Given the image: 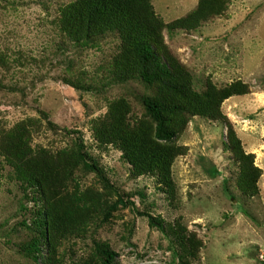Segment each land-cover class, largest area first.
<instances>
[{
  "label": "rangeland",
  "instance_id": "1",
  "mask_svg": "<svg viewBox=\"0 0 264 264\" xmlns=\"http://www.w3.org/2000/svg\"><path fill=\"white\" fill-rule=\"evenodd\" d=\"M75 1L0 0V264H41L48 255L43 250L34 262L26 251L41 233L32 228L47 203L17 179L16 161L3 150L12 142L19 144L17 159L63 162L81 151L106 176L104 182L80 159L68 163L55 201L68 226L56 264H102L101 245L116 254L112 264H264V0H225L223 14L194 31H163L198 91L207 80L217 89L235 82L248 87L246 95L223 102L221 121L194 117L173 140L185 148L171 166L173 201L154 177H134L121 151L95 136L113 102L126 105L131 124L144 120L140 97L147 91L107 79L120 50L115 34L75 44L63 33L61 10ZM149 3L168 24L192 13L199 0ZM229 130L261 172L252 198L237 186ZM118 194L133 205L103 223Z\"/></svg>",
  "mask_w": 264,
  "mask_h": 264
},
{
  "label": "trees",
  "instance_id": "2",
  "mask_svg": "<svg viewBox=\"0 0 264 264\" xmlns=\"http://www.w3.org/2000/svg\"><path fill=\"white\" fill-rule=\"evenodd\" d=\"M226 8L225 0H199L197 8L171 23L165 24L154 13L149 0H77L61 10L60 28L68 39L80 44L84 41L115 34L120 41V50L113 59L108 76L110 84L137 82L147 91L141 95L144 120L131 122L127 119V107L122 102H113L95 136L100 145H114L122 153L134 177L152 176L161 190L173 201L175 186L171 179V166L185 148L176 146L173 140L181 134L190 120L200 117L221 121L220 111L224 101L248 93V87L235 82L217 89L210 81L198 91L193 74L184 67L167 48L163 31H194L202 23L220 16ZM74 87H76L75 84ZM90 89V88H88ZM226 147L238 166L237 186L244 197L259 194L258 180L261 172L254 166L253 155L243 152L239 140L229 130ZM9 145V144H7ZM3 148L9 160H15V175L23 187L39 190L46 200L47 210L33 223L32 230L39 236L27 245L26 251L32 261L41 260L43 250L48 251L41 264H56V245L59 236L66 233L68 226L55 210V201L64 188L68 163L80 159L84 168L95 172L107 182L103 170L88 162L87 154L81 151L55 161L33 159L14 155L19 144ZM80 146V145H79ZM12 149V150H10ZM90 159V158H89ZM10 160V161H11ZM121 195L104 214L103 223L120 208L131 206ZM71 229L74 223L70 222ZM52 243L44 246V239ZM98 257L102 264H112L116 254L104 245L98 246ZM90 264H94L91 262Z\"/></svg>",
  "mask_w": 264,
  "mask_h": 264
}]
</instances>
